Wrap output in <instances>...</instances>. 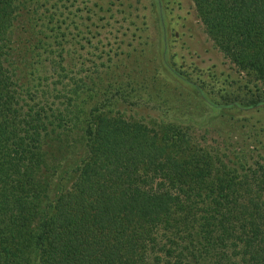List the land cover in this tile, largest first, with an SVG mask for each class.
Returning a JSON list of instances; mask_svg holds the SVG:
<instances>
[{"label": "trees", "instance_id": "16d2710c", "mask_svg": "<svg viewBox=\"0 0 264 264\" xmlns=\"http://www.w3.org/2000/svg\"><path fill=\"white\" fill-rule=\"evenodd\" d=\"M78 1L0 0V264H264V0H191L231 74L162 64L238 115L221 147L124 114L157 77L82 71Z\"/></svg>", "mask_w": 264, "mask_h": 264}, {"label": "rangeland", "instance_id": "374dc122", "mask_svg": "<svg viewBox=\"0 0 264 264\" xmlns=\"http://www.w3.org/2000/svg\"><path fill=\"white\" fill-rule=\"evenodd\" d=\"M83 1L79 0L73 8L79 29L85 31L88 26L90 32L88 40L81 41L84 48L79 51L78 61L84 64L82 71L102 62L101 55L104 59L109 55L113 62L121 59L128 67L125 73L137 82L135 93L141 95L146 87L143 79L152 74L157 77L156 84L146 89L156 95L155 101L140 102L144 105L138 107L122 106L126 116L157 125L172 122L193 126L198 141L210 147L243 141L244 135L232 128L238 115L222 114L203 100L193 86L171 76L162 65L173 63L196 82L203 80L202 84L209 81V73L226 76L232 72L206 35L191 0H152L159 4L152 11L140 8L141 4L147 7L151 0H112L107 10L93 6L101 4V0H88V4ZM123 2L125 5L121 6ZM207 90L204 87V94ZM261 154L264 156V150Z\"/></svg>", "mask_w": 264, "mask_h": 264}]
</instances>
